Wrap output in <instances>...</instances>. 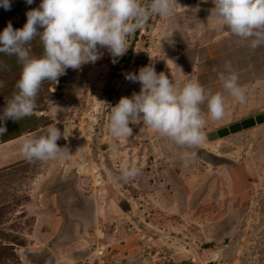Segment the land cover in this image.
Masks as SVG:
<instances>
[{"label":"rangeland","instance_id":"374dc122","mask_svg":"<svg viewBox=\"0 0 264 264\" xmlns=\"http://www.w3.org/2000/svg\"><path fill=\"white\" fill-rule=\"evenodd\" d=\"M10 3V10L0 7V33L9 23L22 28L27 11L41 0ZM177 3L171 17L152 14L116 63L99 49L103 55L96 63L66 69L57 82L44 81L33 115L3 122L0 264H264V124L218 141L207 138L210 131L264 113V74L240 84L243 104L219 91L225 114L206 117L205 138L189 149L196 155L187 167L179 157L183 149L142 123L130 125L132 137L109 132L105 104L115 106L140 91L127 73L153 63L173 80L200 82L214 52L224 56L217 54L220 43L236 39L208 19L211 0ZM31 48L43 54L39 38ZM245 48L242 43L239 51ZM20 73L15 57L0 54V113ZM220 83L216 72L213 84ZM50 125L69 131L71 144H57L71 155L28 161L19 151L22 140ZM204 150L216 160L201 157ZM132 165L139 175L118 179Z\"/></svg>","mask_w":264,"mask_h":264},{"label":"clouds","instance_id":"9594fccd","mask_svg":"<svg viewBox=\"0 0 264 264\" xmlns=\"http://www.w3.org/2000/svg\"><path fill=\"white\" fill-rule=\"evenodd\" d=\"M33 2L26 0L28 5ZM211 2L214 6L208 19L246 42L250 50L264 48V0ZM177 5V0H41L38 8L27 11L22 28L14 29L9 23L0 33V54L15 57L21 73L16 91L6 99V107L0 113V136L7 132L3 122H18L34 114L44 81L57 82L66 69L79 70L82 65L96 63L102 58L101 48L107 49L116 63V58L128 51L129 37L143 28L152 14L171 17ZM0 7L10 10V0H0ZM37 38L43 46L40 56L31 48ZM218 75L228 95L245 103L239 74L230 61L225 62ZM125 78L138 82L140 91L121 97L115 106L105 104L110 108V134L117 139L132 137L130 125L142 123L183 149L180 160L189 166L196 155L189 149L199 146L205 138L206 117L223 118L225 96L206 89L196 79L173 80L164 72L157 73L153 63L141 67L138 73H127ZM3 86L0 82V88ZM69 135L67 129L50 125L44 134L24 138L19 151L30 162L67 159L71 155L68 148L58 146L57 141L67 140ZM139 172L135 165L125 167L118 179L127 182Z\"/></svg>","mask_w":264,"mask_h":264},{"label":"crops","instance_id":"0c3cea01","mask_svg":"<svg viewBox=\"0 0 264 264\" xmlns=\"http://www.w3.org/2000/svg\"><path fill=\"white\" fill-rule=\"evenodd\" d=\"M242 43L246 42L240 40L237 37L235 40L232 39L220 43V45L217 47V54L224 56L218 57L216 52H214V55L210 57L211 60L209 59L210 61L207 64V68L205 69L206 71H204L202 75L200 74L201 76L198 78L204 87L207 86L205 87L206 89L211 90L213 93L224 90L222 83L214 85L213 81L216 72L219 73L222 71L225 62L228 61L231 62L233 68L238 72L240 84L244 81H247L248 79H254L257 76L264 74V67L260 66V63H258L260 61L259 59L261 58L259 55L260 50L259 53H257L256 50L252 51L249 48H245L244 51L243 49H241L242 51H239ZM235 45L237 46L236 48Z\"/></svg>","mask_w":264,"mask_h":264},{"label":"water","instance_id":"95a60500","mask_svg":"<svg viewBox=\"0 0 264 264\" xmlns=\"http://www.w3.org/2000/svg\"><path fill=\"white\" fill-rule=\"evenodd\" d=\"M264 124V113L259 114L256 117H251L248 119H245L241 122H237L235 124H232L230 126H226L217 130L210 131L207 133V138L209 141H218L219 139L226 138L232 134L239 133L241 131L251 129L253 127H256L257 125ZM68 143L71 144V138L68 136ZM201 153V154H200ZM199 155L203 157L207 161H214L216 160L215 157H213L212 153H209L207 151H200Z\"/></svg>","mask_w":264,"mask_h":264},{"label":"trees","instance_id":"16d2710c","mask_svg":"<svg viewBox=\"0 0 264 264\" xmlns=\"http://www.w3.org/2000/svg\"><path fill=\"white\" fill-rule=\"evenodd\" d=\"M8 141H10V140H7L6 142H8Z\"/></svg>","mask_w":264,"mask_h":264}]
</instances>
